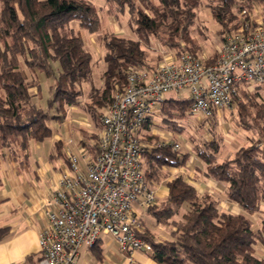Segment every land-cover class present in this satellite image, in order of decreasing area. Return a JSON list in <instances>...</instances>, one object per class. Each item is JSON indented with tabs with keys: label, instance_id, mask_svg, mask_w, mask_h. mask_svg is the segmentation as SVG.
Returning a JSON list of instances; mask_svg holds the SVG:
<instances>
[{
	"label": "trees",
	"instance_id": "obj_1",
	"mask_svg": "<svg viewBox=\"0 0 264 264\" xmlns=\"http://www.w3.org/2000/svg\"><path fill=\"white\" fill-rule=\"evenodd\" d=\"M255 5L261 6L264 17V0H211L209 8L220 25V39L239 26V11L247 14ZM201 6L202 0H106V6L92 0H0V149H8L14 157L27 156L32 142L53 134L50 121H63L68 107L79 103L83 83L93 71L94 57L86 46L85 32L99 33L105 48L104 88L89 103L98 123L115 84L126 82L128 67L136 63L154 67L143 43L156 41L200 56L193 27ZM102 12L119 23L121 16L128 15L138 39L102 32ZM73 21L78 28L71 26ZM215 59V54L208 57L207 64ZM36 70L57 81L45 107L33 93L34 88L42 90L37 76H29ZM263 88L256 86L249 92L240 87L243 99L236 104L237 125L249 135L229 154L224 155V140L214 130L211 140L190 136L192 151L168 143L150 147L144 154L142 166L148 183L167 178L171 167L186 166L194 153L202 162L197 173L224 183L226 200L241 208L239 213L225 210L215 195L201 194L183 174L174 176L167 182L169 193L147 208L157 225L169 229V236L160 237L142 220L141 237L152 245L147 254L159 264H264ZM190 107L188 98L169 97L160 114H153L143 129H150L156 118L169 130L183 133ZM91 137L96 142L89 149L96 154L98 136ZM147 139L154 144L160 141L159 136ZM256 214L257 221L253 219ZM7 234L8 228L0 227V241ZM102 244L100 239L91 249H101Z\"/></svg>",
	"mask_w": 264,
	"mask_h": 264
},
{
	"label": "built area",
	"instance_id": "obj_2",
	"mask_svg": "<svg viewBox=\"0 0 264 264\" xmlns=\"http://www.w3.org/2000/svg\"><path fill=\"white\" fill-rule=\"evenodd\" d=\"M258 12L255 7L247 14L239 11L241 23L224 36L210 64L190 51L160 47L163 59L155 67H128L126 82L115 84L100 115L98 152L68 155L70 169L48 200V221L39 234L34 264H80L81 249L92 248L103 236L112 237L122 252L152 251L141 237L137 209L156 203L143 157L150 147L172 143L181 149V143L169 142L172 138L145 143L143 126L156 114V104L172 92H184L191 101L190 114L208 120L233 106L241 86L264 87V17Z\"/></svg>",
	"mask_w": 264,
	"mask_h": 264
},
{
	"label": "crops",
	"instance_id": "obj_3",
	"mask_svg": "<svg viewBox=\"0 0 264 264\" xmlns=\"http://www.w3.org/2000/svg\"><path fill=\"white\" fill-rule=\"evenodd\" d=\"M109 18L114 17L109 16ZM114 20L116 19L114 18ZM37 74L42 85L41 74L43 73L37 72ZM33 90L35 94L42 91H38L37 88ZM42 96L41 94L39 97V99L41 98L40 103ZM81 98L78 104L68 107L67 115L63 121H59V123H56V120L52 121L55 123L53 126L51 125L53 134L50 137L44 141L31 143L27 156L14 157L8 149H0V227L8 228V234L0 241V264L35 263L39 257V234L48 221V200L59 187L62 174L70 169L69 153L73 152L79 156L82 151L89 155L95 154L89 149V145L96 142L91 135L95 134L99 137L100 117L97 123L89 110L91 100L83 103ZM158 123L159 121L155 118L150 129L142 130L143 142H154V140H146L148 136H159L160 140L166 138L174 140L172 133L165 134V137L160 136L159 131L154 128ZM84 142H87L88 145ZM197 166H202V162L192 153L186 166L171 167L167 169L169 171L167 178L148 181L149 187L155 192L156 202L169 193L167 182L177 174H183L201 194L221 193L219 194L223 196L221 198L215 195L220 200L221 207L230 212L239 213L241 208L225 198L226 185L203 178L197 173ZM137 209L147 227L160 237L167 238L156 231L157 228L163 231L165 226L157 225L147 209L140 206H137ZM106 237L102 238L103 248L101 249L82 248L79 263L159 264L149 254L141 251L122 252L110 236H108L110 239L107 237L108 241L104 243Z\"/></svg>",
	"mask_w": 264,
	"mask_h": 264
},
{
	"label": "rangeland",
	"instance_id": "obj_4",
	"mask_svg": "<svg viewBox=\"0 0 264 264\" xmlns=\"http://www.w3.org/2000/svg\"><path fill=\"white\" fill-rule=\"evenodd\" d=\"M92 1H95L101 6H106V0H92ZM210 2L211 0H202V6L198 12L197 22L195 23L193 27V36L197 39L198 45L201 46L200 56L204 60L207 59L208 57H211L214 54L217 57V52L222 44V39H220V37L217 34V31L220 29V25L212 17V14L209 8ZM254 7L259 10L258 13L260 15L261 6L255 5ZM237 12H238L237 9H235V14H237ZM102 16H103L102 28H104L102 32L104 31L115 32L116 31L120 35L138 39V36L132 30V26L130 24L128 15L121 16L120 23L119 21L114 20V18L110 19L109 18L110 15H108L106 12L104 13L102 12ZM71 26L75 28L79 27L78 23L75 21L71 22ZM98 34L99 33L89 34L85 32L86 46L92 52L94 59H93L92 74L89 77V79L83 83L84 92H85L84 97L81 98V102L83 103H86L87 101L89 102L92 98V95L94 96L97 92H100L102 88L104 87V72L106 69V64L104 60L105 48ZM160 47L164 49L166 48L165 46H163V44H161L160 42L158 43L156 41H154L151 44L143 43V48L148 53L149 60L151 63L154 64V67L157 65L158 62H160L163 59V54L161 53L162 48ZM37 72L40 73L39 71H36L34 74L32 72H29L30 78H34L35 76H38ZM41 76L43 79L42 91L39 93L40 95L39 94L35 95V99L40 103L41 98L39 99V97L42 94L43 96H42L41 104L45 107L47 105V102H46L47 98L50 96V91L52 90V88L54 87L57 81L55 78H46L44 74H41ZM248 91L252 92L253 89L252 90L248 89ZM261 92H262L261 96L264 98V88L261 90ZM33 93H34V90H33ZM169 97H174V98L181 99V100L187 98L184 92H181V93L172 92L168 94L167 98ZM242 99L243 97L241 98L240 96H238L234 100L233 106L224 108L220 114H216L215 118H211L206 121H204L205 119L201 120L195 115H191L190 109H189L187 121L184 124L185 130L183 133H176V132L169 130L166 124L161 121L158 124H156L154 128L159 131V134L161 137H165V134L167 133L174 134V140L181 143V150H184V151H192L193 144L190 141V138H189L190 136H195L198 139L200 137H203V138H207L208 140H211L212 131L214 130L216 131V133H218V137L224 140V146H223L225 148L224 155H227L230 152L234 151L236 148H238L241 144H243L246 141V136L249 135V133L245 129L237 125L239 117L236 111V104L237 102H241ZM244 100L246 99L244 98ZM162 103L156 104V111H157L156 114L157 115H159L161 112ZM54 112L55 111L52 110L51 114H53ZM52 121L53 120H51L50 122ZM202 122H204L203 125H202ZM54 123L55 122H52L51 125L53 126ZM56 123H59V122L57 121ZM172 140L173 139H168L169 142H172ZM219 194H217V192L215 193V195L218 198L223 197V196H220ZM253 219L257 221L258 215L257 214L254 215ZM257 227H258V223L256 224L255 228ZM156 231L163 234L164 237L169 236V229L167 227H164L163 231L157 228ZM107 237L104 238L105 239L104 243L108 241L109 237L108 238ZM84 248H87V247H84Z\"/></svg>",
	"mask_w": 264,
	"mask_h": 264
}]
</instances>
